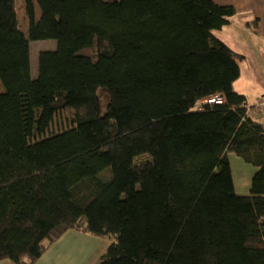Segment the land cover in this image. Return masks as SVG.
Masks as SVG:
<instances>
[{
	"label": "trees",
	"instance_id": "obj_1",
	"mask_svg": "<svg viewBox=\"0 0 264 264\" xmlns=\"http://www.w3.org/2000/svg\"><path fill=\"white\" fill-rule=\"evenodd\" d=\"M213 0H0V259L66 230L94 264H264V122ZM26 28V29H25ZM53 39L37 54L30 42ZM222 95V103L202 100ZM68 126L48 133L56 114ZM229 153L255 166L235 191Z\"/></svg>",
	"mask_w": 264,
	"mask_h": 264
},
{
	"label": "crops",
	"instance_id": "obj_2",
	"mask_svg": "<svg viewBox=\"0 0 264 264\" xmlns=\"http://www.w3.org/2000/svg\"><path fill=\"white\" fill-rule=\"evenodd\" d=\"M213 1L232 5L235 9L228 23L215 30V34L237 53L240 74L233 87L245 95L247 106H254L257 100L264 99V0ZM242 66L249 73L247 81L252 83L251 98L247 97L248 89L241 82ZM250 115L264 121L262 111H251ZM235 163L240 164L238 158H234ZM107 245L108 241L103 238L69 229L34 264H94ZM0 264L15 263L4 258L0 259Z\"/></svg>",
	"mask_w": 264,
	"mask_h": 264
},
{
	"label": "rangeland",
	"instance_id": "obj_3",
	"mask_svg": "<svg viewBox=\"0 0 264 264\" xmlns=\"http://www.w3.org/2000/svg\"><path fill=\"white\" fill-rule=\"evenodd\" d=\"M23 3V0H15L16 6H20ZM26 29V28H25ZM55 47V40L53 39H43V40H33L30 42V50H31V63H32V73L35 75L36 72V61H37V54L42 49H53ZM237 60L239 61L238 57ZM242 77L241 82L242 85H244L248 89V95L247 97L251 98V84L247 81V78L249 79V73L245 71V68L242 66L241 69ZM3 91L2 84L0 83V92ZM264 101L263 98L256 101ZM255 103V104H256ZM254 104V105H255ZM68 126V122L64 118L62 113H58L55 115L50 128L48 130V133L59 131L63 128H66ZM230 160L232 163V176L233 181L235 183V191L238 194H248L250 190V184H251V178L255 171V166H253L250 163H247L244 161L241 157L236 156L234 153H230ZM233 154V155H232ZM234 158H238L239 163L234 164Z\"/></svg>",
	"mask_w": 264,
	"mask_h": 264
},
{
	"label": "built area",
	"instance_id": "obj_4",
	"mask_svg": "<svg viewBox=\"0 0 264 264\" xmlns=\"http://www.w3.org/2000/svg\"><path fill=\"white\" fill-rule=\"evenodd\" d=\"M223 100L224 99L222 95L216 94L211 97L203 99L202 102L207 104H214V103H222ZM251 111H255V112L262 111L264 113V101L260 100L254 106H246L245 113L250 114Z\"/></svg>",
	"mask_w": 264,
	"mask_h": 264
}]
</instances>
